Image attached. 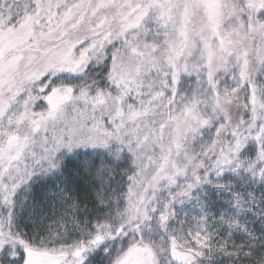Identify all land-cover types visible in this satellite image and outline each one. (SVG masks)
<instances>
[{"label":"snow or ice","instance_id":"6c2138e0","mask_svg":"<svg viewBox=\"0 0 264 264\" xmlns=\"http://www.w3.org/2000/svg\"><path fill=\"white\" fill-rule=\"evenodd\" d=\"M0 264H264V0H0Z\"/></svg>","mask_w":264,"mask_h":264}]
</instances>
